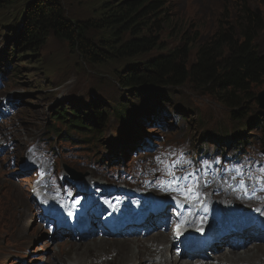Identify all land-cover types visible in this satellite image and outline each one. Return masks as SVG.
Here are the masks:
<instances>
[{
    "label": "rangeland",
    "instance_id": "1",
    "mask_svg": "<svg viewBox=\"0 0 264 264\" xmlns=\"http://www.w3.org/2000/svg\"><path fill=\"white\" fill-rule=\"evenodd\" d=\"M58 1L64 6L69 19L86 21L100 15L105 4L111 0ZM33 2L35 0H24L15 7L0 9V104L6 98L10 101V105L7 104L10 107L9 117L0 119V133L2 129L23 126L25 132L27 130L26 135L20 133L23 135V145L31 139L46 141L50 145L47 148L54 149L58 156L57 167L60 171L70 168L82 176L121 173L122 168H114L118 165L115 155L117 152L127 153L134 149L129 144L120 143L130 134H126L118 118L110 115L102 138L89 141L72 132L73 139L69 135L67 140L64 125L54 124L52 121V116L59 109H78L88 113V109H93V105H96L112 113L113 106L122 101H131L130 95L118 83V77L130 75L128 67L141 66L151 58L166 54L178 44L184 34L192 40L207 42L222 27L233 26L234 21H238L245 10L264 21V0H169L172 14L169 25L160 34V48L135 60H116L92 66L73 55L67 44L55 39H50L36 55L17 59L8 51L9 41L10 45L14 44V30L25 21L27 6ZM256 38L258 50L264 54V29ZM155 91L161 92L160 101L164 103H153L156 92L146 94L143 104L134 111L138 118L135 127L151 140L190 142L196 152L230 143L229 140L232 137L235 139L237 133L241 134L239 136L246 135L248 143L258 144L261 141L260 130L247 129L246 122H234L230 109L194 85ZM258 92H264V85ZM254 106L258 107V104ZM154 117L169 122L170 131L146 130L154 127L148 125L149 119ZM54 127L60 135L52 134ZM2 143L4 141L0 137V145ZM16 155L13 157V154L7 152L0 154V264H50L51 260L63 264L58 254L61 255L68 248L75 249L76 245L81 248L85 245L74 241L50 242L48 227H42L35 220L37 208L34 212L30 209L29 219L26 218L28 225H17L13 215L23 211L22 199H27L30 194L32 180L29 175L21 174L20 163L25 155L24 150L22 153L18 151ZM132 155L127 158V167L132 161L135 164L141 161L133 160ZM23 179H26L24 185L20 183ZM6 203H9L7 207ZM22 213L26 216L25 207ZM19 241L24 243L26 251L17 258L13 253L17 252ZM96 241L100 242V239ZM138 244L145 250L141 242ZM68 253L72 257L73 250ZM113 254L116 255V252L111 249L103 255L111 258ZM101 256L97 253L91 259L97 261ZM89 258L86 254L85 261H91ZM142 259L145 264L146 257ZM119 260L121 258L117 256L115 262Z\"/></svg>",
    "mask_w": 264,
    "mask_h": 264
},
{
    "label": "trees",
    "instance_id": "2",
    "mask_svg": "<svg viewBox=\"0 0 264 264\" xmlns=\"http://www.w3.org/2000/svg\"><path fill=\"white\" fill-rule=\"evenodd\" d=\"M23 1L0 0V9L15 7ZM27 10L25 21L17 26L13 57L34 56L50 39H55L67 44L73 55L92 66L135 60L159 49L160 34L169 25L172 14L169 0H111L100 15L86 21L69 19L58 0H35ZM263 29L264 21L245 10L233 26L222 27L207 42L192 40L184 34L166 54L145 61L142 67H128L130 75L118 77V83L131 97L148 89L162 91L191 84L230 109L235 120L252 116L248 124L257 127L258 118L251 111L258 108L254 105L258 104V90L264 85V54L256 45V36ZM93 107L89 114L72 111L71 126L86 129L94 124L96 132L101 133L108 120L107 111ZM128 111V106L119 104L115 115L124 120ZM66 116L62 110L56 118L66 122Z\"/></svg>",
    "mask_w": 264,
    "mask_h": 264
},
{
    "label": "bare ground",
    "instance_id": "3",
    "mask_svg": "<svg viewBox=\"0 0 264 264\" xmlns=\"http://www.w3.org/2000/svg\"><path fill=\"white\" fill-rule=\"evenodd\" d=\"M17 138L19 139V137L17 136ZM1 180V179H0ZM5 182V181H4ZM1 184V183H0ZM3 184V183H2ZM219 188H221V186H219ZM217 203H219L221 205V207L226 211V208L228 207V202H221V200L219 199V201H217ZM9 203H6V207ZM190 204L194 207H198V205L200 204L199 201L197 200H193L190 199ZM254 204H252L251 206H253ZM212 205L211 203H209L205 209L210 208ZM251 206H246V205H241L242 210L244 211L243 215L252 213L254 211V208L252 209ZM238 210H236L237 212ZM8 212V211H7ZM16 212V211H15ZM24 211H20V212H16L14 213V218H16L17 221V225L18 224H23V225H28L27 223V216H23ZM227 212V211H226ZM32 213V212H31ZM195 213L193 210H190L188 215L193 216L194 218L191 220V225L193 220L195 219ZM200 213H204L203 211H201ZM257 218H256V223L251 224L253 226V231H255V233H259L257 235H261L259 238L256 239L257 242H259V246L256 248H252L249 250H241V251H237V252H231V250H227L228 253H230L229 255L226 256H219L215 259V261H218L217 264H263L262 261L264 260V218H261L259 216V212L257 211ZM197 214V213H196ZM203 217H206V214H203ZM31 218V217H30ZM212 218V217H211ZM209 219V218H207ZM207 219H202L204 221L205 227L207 225L206 221ZM224 219V218H223ZM232 222V220H229L228 218H226L225 220H222V222ZM236 225H239L238 223ZM86 226H84L85 228ZM204 227V228H205ZM248 226L243 227V229H245ZM83 228V230H84ZM203 228V229H204ZM242 228V227H241ZM246 230V229H245ZM244 230V231H245ZM244 231H241V235H238L236 233H234L235 231H233V233H231V237L232 238H243L247 235H249L250 237H252L253 232H251L250 230L248 231V234L244 233ZM178 235L182 236L180 234V232H177ZM255 237H258L256 235H254ZM229 237V238H231ZM183 240L186 241V239L182 236ZM209 240V239H208ZM240 241V240H237ZM248 242L250 241V239L247 240ZM138 242H141L142 245L145 247L144 249H141ZM188 244H191L189 241H186ZM208 242V241H206ZM244 243H246L244 241ZM242 243V244H244ZM241 244V243H239ZM225 245L231 246V243L229 241H227L225 243ZM107 248H113L115 250H117L119 252V257L121 258V260L116 261L114 263H107L108 259L102 261V262H97V261H85V255L86 254H91L94 253L96 251H101L104 253H107L108 251L106 250ZM174 248V244L170 241V235H165L163 233L158 234L155 237H152L151 239H149V241L146 240H132L131 242L127 241H113V242H109L106 240H100V242L93 240L90 244H87V246H83V248H81V246L79 247V245L75 246V249H71L68 248L66 249L64 252L60 253L62 260L66 257H68L70 251L73 250L72 253V257L70 259H64V262H69V264H144V260L142 258L146 257V262L145 264H196L197 262L194 261L192 263L188 262V261H173L172 257L169 256L170 250ZM219 248V247H218ZM26 251V247L24 245H20L18 248V251L16 252L17 256H20V252H24ZM210 251L211 254L216 253V248L215 247H210ZM19 252V253H18ZM194 252H198V253H191L189 252L187 255H197L199 258L203 259L206 258V255H202V253L200 251H198L197 249ZM59 255V254H58ZM83 258V259H81ZM49 261V260H48ZM49 264V263H48ZM50 264H58L56 260L50 262ZM201 264H215L214 262H208V261H204Z\"/></svg>",
    "mask_w": 264,
    "mask_h": 264
},
{
    "label": "snow or ice",
    "instance_id": "4",
    "mask_svg": "<svg viewBox=\"0 0 264 264\" xmlns=\"http://www.w3.org/2000/svg\"><path fill=\"white\" fill-rule=\"evenodd\" d=\"M159 159L160 158L158 157L157 160L159 161ZM172 167H176V165H173L171 167H168L166 165V168L168 169V175L171 176V181H170L171 184H176L178 186L180 180L188 179V176H184V177L176 176L174 174V172L172 171ZM261 170L264 171V169H261ZM190 175H191V173H189V176ZM186 187H187V192L183 193L185 195L186 199L191 198V197L196 195V190L193 187H188V186H186Z\"/></svg>",
    "mask_w": 264,
    "mask_h": 264
},
{
    "label": "water",
    "instance_id": "5",
    "mask_svg": "<svg viewBox=\"0 0 264 264\" xmlns=\"http://www.w3.org/2000/svg\"><path fill=\"white\" fill-rule=\"evenodd\" d=\"M257 99H258L259 109L264 111V92L259 93ZM72 176L74 179H77L75 175L72 174Z\"/></svg>",
    "mask_w": 264,
    "mask_h": 264
}]
</instances>
